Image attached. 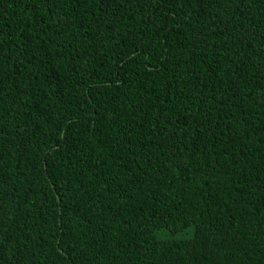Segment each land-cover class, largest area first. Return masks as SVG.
Segmentation results:
<instances>
[{
  "label": "trees",
  "instance_id": "1",
  "mask_svg": "<svg viewBox=\"0 0 264 264\" xmlns=\"http://www.w3.org/2000/svg\"><path fill=\"white\" fill-rule=\"evenodd\" d=\"M0 264H264V0H0Z\"/></svg>",
  "mask_w": 264,
  "mask_h": 264
}]
</instances>
